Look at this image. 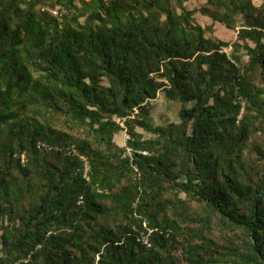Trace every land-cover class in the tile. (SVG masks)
Returning <instances> with one entry per match:
<instances>
[{
    "label": "trees",
    "instance_id": "16d2710c",
    "mask_svg": "<svg viewBox=\"0 0 264 264\" xmlns=\"http://www.w3.org/2000/svg\"><path fill=\"white\" fill-rule=\"evenodd\" d=\"M75 2L0 0V264H264V0Z\"/></svg>",
    "mask_w": 264,
    "mask_h": 264
},
{
    "label": "rangeland",
    "instance_id": "374dc122",
    "mask_svg": "<svg viewBox=\"0 0 264 264\" xmlns=\"http://www.w3.org/2000/svg\"><path fill=\"white\" fill-rule=\"evenodd\" d=\"M88 2L89 0H85ZM80 0H76V5L79 9L81 5L79 4ZM172 10H175L178 14L182 13V9L185 8L188 11L192 12V18L195 21V24L200 25L205 32L206 38L215 39L219 41H224L230 44L237 42V30L243 26V20L241 17L237 18V23L234 29H228L224 23L215 21L210 15L213 13L212 5L208 4L207 0H164ZM252 3L256 7H260L263 3V0H252ZM77 11V10H75ZM81 12V10L77 11ZM77 13V15H80ZM72 15H74L72 13ZM81 24L84 23L85 18L81 17ZM224 51L227 54H231L232 46L224 48ZM245 60H248V57L243 54ZM152 121L155 125L170 126V125H179L181 123L179 112L181 110V104L178 101L169 100L163 92H161L158 100L152 101ZM128 140V135L122 133V136L119 137L118 142L120 144H126ZM252 143L250 145H257L263 147L264 149V134H257L255 137H252L250 140ZM249 151L245 150L243 152V157L245 162L250 158L248 157ZM249 158V159H248ZM248 159V160H247ZM259 164V163H258ZM181 252H175V256L182 262Z\"/></svg>",
    "mask_w": 264,
    "mask_h": 264
},
{
    "label": "built area",
    "instance_id": "2783aa9c",
    "mask_svg": "<svg viewBox=\"0 0 264 264\" xmlns=\"http://www.w3.org/2000/svg\"><path fill=\"white\" fill-rule=\"evenodd\" d=\"M108 1V0H106ZM40 11L43 12V13H48L50 14L52 17H54L55 19L57 20H61L62 17L64 16H67L68 15V9H66L63 5L61 4H56L54 6H51L49 3H44L43 5H41L40 7ZM124 133H127V131H125ZM130 140V136L128 135V140L126 141V143ZM127 153L129 155L132 154V149L131 148H127ZM147 155V153H144ZM23 160H24V156H23ZM85 170H86V173L88 172L89 170V166L88 164L86 163L85 165Z\"/></svg>",
    "mask_w": 264,
    "mask_h": 264
}]
</instances>
